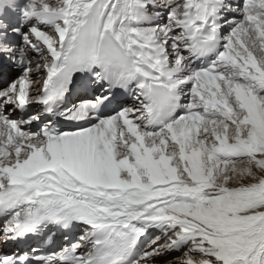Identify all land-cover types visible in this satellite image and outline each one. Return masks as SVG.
Here are the masks:
<instances>
[{"label": "snow or ice", "instance_id": "1", "mask_svg": "<svg viewBox=\"0 0 264 264\" xmlns=\"http://www.w3.org/2000/svg\"><path fill=\"white\" fill-rule=\"evenodd\" d=\"M0 264H264V0H0Z\"/></svg>", "mask_w": 264, "mask_h": 264}]
</instances>
